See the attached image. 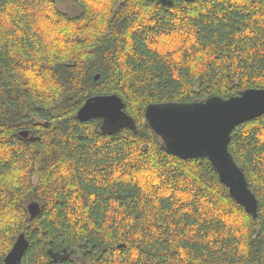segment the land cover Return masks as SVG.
<instances>
[{"label": "trees", "instance_id": "16d2710c", "mask_svg": "<svg viewBox=\"0 0 264 264\" xmlns=\"http://www.w3.org/2000/svg\"><path fill=\"white\" fill-rule=\"evenodd\" d=\"M171 1L0 0V261L24 233L21 264H264V115L228 147L255 220L145 120L149 104L264 89V0ZM113 94L135 128L78 121Z\"/></svg>", "mask_w": 264, "mask_h": 264}, {"label": "water", "instance_id": "95a60500", "mask_svg": "<svg viewBox=\"0 0 264 264\" xmlns=\"http://www.w3.org/2000/svg\"><path fill=\"white\" fill-rule=\"evenodd\" d=\"M161 3L170 6L172 1L161 0ZM98 78L99 75H96L95 80ZM124 108V102L117 95L93 96L85 101L76 118L81 123L101 119L104 133L114 135L123 129L135 128ZM262 115L264 89L256 88L245 89L229 98L214 95L190 103L149 104L145 109L146 124L161 139L165 151L183 160L206 158L219 181L227 187L229 196L254 220L258 212L256 197L228 147L231 133L237 126ZM19 135L23 138L28 136L26 131ZM39 210L36 202L27 205L31 219L37 216ZM27 248L28 241L24 233H20L0 264H21Z\"/></svg>", "mask_w": 264, "mask_h": 264}, {"label": "rangeland", "instance_id": "374dc122", "mask_svg": "<svg viewBox=\"0 0 264 264\" xmlns=\"http://www.w3.org/2000/svg\"><path fill=\"white\" fill-rule=\"evenodd\" d=\"M59 8L65 12L66 14H69V15H75L77 14L79 11L78 9H76L73 5V3L71 2H68V3H65V4H61L59 6Z\"/></svg>", "mask_w": 264, "mask_h": 264}, {"label": "bare ground", "instance_id": "6f19581e", "mask_svg": "<svg viewBox=\"0 0 264 264\" xmlns=\"http://www.w3.org/2000/svg\"><path fill=\"white\" fill-rule=\"evenodd\" d=\"M263 116V115H262ZM260 117V116H259ZM258 118V117H257ZM253 120V119H252ZM251 121V120H250ZM248 122V121H247ZM243 124V123H242ZM232 134V133H231ZM216 172V171H215ZM218 176V175H217ZM227 188V187H226ZM257 200V199H256Z\"/></svg>", "mask_w": 264, "mask_h": 264}]
</instances>
